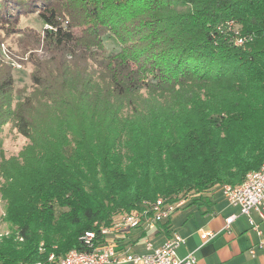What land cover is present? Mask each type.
Listing matches in <instances>:
<instances>
[{
    "label": "trees",
    "instance_id": "trees-1",
    "mask_svg": "<svg viewBox=\"0 0 264 264\" xmlns=\"http://www.w3.org/2000/svg\"><path fill=\"white\" fill-rule=\"evenodd\" d=\"M34 12L42 32L12 29L40 52L29 91L0 60V137L29 141L1 151L0 264L57 262L145 202L198 205L263 165L264 0H0V25Z\"/></svg>",
    "mask_w": 264,
    "mask_h": 264
},
{
    "label": "crops",
    "instance_id": "crops-1",
    "mask_svg": "<svg viewBox=\"0 0 264 264\" xmlns=\"http://www.w3.org/2000/svg\"><path fill=\"white\" fill-rule=\"evenodd\" d=\"M231 216L237 218L227 227L226 220ZM251 220L254 225L217 189L198 205H183L160 227L134 229L116 241L120 250L146 254L148 241L158 248L179 235L184 240L177 250L179 259L193 256L195 264H264V220L256 213Z\"/></svg>",
    "mask_w": 264,
    "mask_h": 264
},
{
    "label": "built area",
    "instance_id": "built-area-1",
    "mask_svg": "<svg viewBox=\"0 0 264 264\" xmlns=\"http://www.w3.org/2000/svg\"><path fill=\"white\" fill-rule=\"evenodd\" d=\"M246 40L238 39L237 45H242ZM221 191L231 206L238 207L241 215L250 218L252 225H254L251 220L253 213L264 220V163L257 171L248 174L243 184L224 185ZM184 204V201L170 203L164 198H159L155 202H145L142 210L122 217L112 226L101 228L99 232H86L82 237L85 250H72L57 262L55 256L50 255L47 264H195L193 256L185 259L177 257V250L184 243L179 235H173L158 248L148 241L146 254L120 250L116 241L134 229H156L157 225L169 220ZM236 218L237 216L228 218L227 227ZM254 227L257 229V226ZM209 237L211 236H207V239ZM261 246H264V242Z\"/></svg>",
    "mask_w": 264,
    "mask_h": 264
},
{
    "label": "rangeland",
    "instance_id": "rangeland-1",
    "mask_svg": "<svg viewBox=\"0 0 264 264\" xmlns=\"http://www.w3.org/2000/svg\"><path fill=\"white\" fill-rule=\"evenodd\" d=\"M1 24L3 25H0V60H2L4 64L10 66L13 70L15 81L14 95L18 92L29 91L32 84L31 76L34 71L31 63L32 53L40 54V52L31 49V38L12 34V29L15 30L16 27H28L37 30L38 32H42L44 29L43 23L38 18L37 12H34L22 15L18 24H16V21L14 23L6 24L4 22ZM1 26H5V29ZM105 42L109 53L120 49L114 37L109 35L106 36ZM28 145L29 141L20 135L16 129L11 126L7 127L0 137V162L1 151L8 159L13 156H18ZM1 184L2 180L0 177V185ZM5 218L6 203L2 200L0 194V240L14 236L13 229L11 225L5 221Z\"/></svg>",
    "mask_w": 264,
    "mask_h": 264
}]
</instances>
